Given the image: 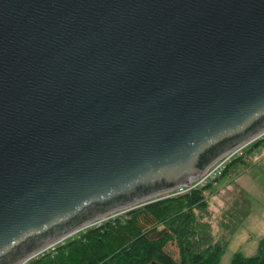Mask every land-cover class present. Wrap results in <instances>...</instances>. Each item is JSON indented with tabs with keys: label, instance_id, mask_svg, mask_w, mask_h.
Wrapping results in <instances>:
<instances>
[{
	"label": "water",
	"instance_id": "water-1",
	"mask_svg": "<svg viewBox=\"0 0 264 264\" xmlns=\"http://www.w3.org/2000/svg\"><path fill=\"white\" fill-rule=\"evenodd\" d=\"M263 129L264 0H0V264Z\"/></svg>",
	"mask_w": 264,
	"mask_h": 264
},
{
	"label": "trees",
	"instance_id": "trees-1",
	"mask_svg": "<svg viewBox=\"0 0 264 264\" xmlns=\"http://www.w3.org/2000/svg\"><path fill=\"white\" fill-rule=\"evenodd\" d=\"M262 142L264 135L226 162L208 183L138 202L27 264H218L225 243L212 241L206 229L201 235L205 224L195 209L206 203L204 190L213 182L238 167L247 168L248 154ZM168 242H174L175 255L165 249ZM229 264H264V237L257 240L253 254L234 252Z\"/></svg>",
	"mask_w": 264,
	"mask_h": 264
},
{
	"label": "rangeland",
	"instance_id": "rangeland-1",
	"mask_svg": "<svg viewBox=\"0 0 264 264\" xmlns=\"http://www.w3.org/2000/svg\"><path fill=\"white\" fill-rule=\"evenodd\" d=\"M264 142L252 149L247 168L238 167L235 172L221 176L204 190L206 203L195 209L212 241L225 243L218 264H229L234 252L250 255L256 242L264 237ZM209 182V181H208ZM207 182V183H208ZM163 193L148 197L159 198ZM163 197V196H162ZM117 208L105 213L107 218L123 212ZM165 249L175 255L174 242Z\"/></svg>",
	"mask_w": 264,
	"mask_h": 264
},
{
	"label": "built area",
	"instance_id": "built-area-1",
	"mask_svg": "<svg viewBox=\"0 0 264 264\" xmlns=\"http://www.w3.org/2000/svg\"><path fill=\"white\" fill-rule=\"evenodd\" d=\"M264 135V129L259 132L258 134L252 136L248 140L244 141L237 147L233 148L232 150L226 152L225 154L218 157L207 169H205L199 176H197L195 179H193L188 186L187 185H178L172 189H168L163 193V197L166 196H172L176 194H180L182 192H185L195 186H202L206 184L208 181H210L212 178H214L217 174H219L226 162H228L230 159L238 156L243 152V150L251 143L255 142L256 140L262 138ZM112 215L108 216L107 218L111 217ZM102 217H97L94 220H91L89 222H86L82 224L81 226L73 229L72 231L66 233L65 235H62L60 237H57L56 239L47 242L44 244L41 248L37 249L36 251L32 252L31 254L27 255L20 261H18L15 264H27L31 259L37 258L39 256H42L46 253L53 252L58 246L64 244L67 240L72 239L73 237L78 236L80 232H83L87 227L89 226H97L102 222L103 220L107 219Z\"/></svg>",
	"mask_w": 264,
	"mask_h": 264
}]
</instances>
